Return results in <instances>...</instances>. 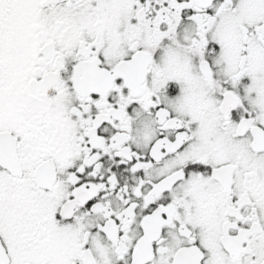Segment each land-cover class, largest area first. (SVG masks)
Wrapping results in <instances>:
<instances>
[{
    "label": "snow or ice",
    "instance_id": "snow-or-ice-1",
    "mask_svg": "<svg viewBox=\"0 0 264 264\" xmlns=\"http://www.w3.org/2000/svg\"><path fill=\"white\" fill-rule=\"evenodd\" d=\"M0 264H264V0H0Z\"/></svg>",
    "mask_w": 264,
    "mask_h": 264
}]
</instances>
